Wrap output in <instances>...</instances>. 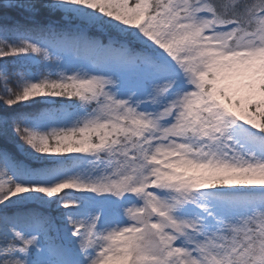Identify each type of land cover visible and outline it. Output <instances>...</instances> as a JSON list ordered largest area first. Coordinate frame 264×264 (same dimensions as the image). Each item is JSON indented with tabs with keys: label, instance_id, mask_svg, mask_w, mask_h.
Listing matches in <instances>:
<instances>
[{
	"label": "snow or ice",
	"instance_id": "obj_1",
	"mask_svg": "<svg viewBox=\"0 0 264 264\" xmlns=\"http://www.w3.org/2000/svg\"><path fill=\"white\" fill-rule=\"evenodd\" d=\"M0 264H264V0H0Z\"/></svg>",
	"mask_w": 264,
	"mask_h": 264
},
{
	"label": "rangeland",
	"instance_id": "obj_2",
	"mask_svg": "<svg viewBox=\"0 0 264 264\" xmlns=\"http://www.w3.org/2000/svg\"><path fill=\"white\" fill-rule=\"evenodd\" d=\"M38 67H39V65H35V64L31 66V68H32L33 71L37 70Z\"/></svg>",
	"mask_w": 264,
	"mask_h": 264
}]
</instances>
